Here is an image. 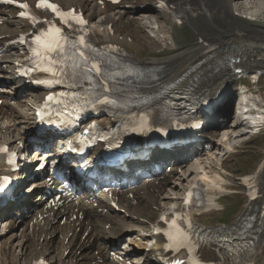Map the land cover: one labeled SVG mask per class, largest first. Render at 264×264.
<instances>
[{"label": "bare ground", "instance_id": "obj_1", "mask_svg": "<svg viewBox=\"0 0 264 264\" xmlns=\"http://www.w3.org/2000/svg\"><path fill=\"white\" fill-rule=\"evenodd\" d=\"M57 1L67 8L77 6L88 13L94 27L91 36L95 41H109L129 48L127 58L136 67H139L137 70L139 75L145 70L156 72L158 79L145 83L140 90L146 94H153V99L158 103H164L165 91L182 93V90L191 84L196 85V93L201 97H213L220 91L229 96L226 98L225 106L222 105L225 110L220 104H217L213 112L206 115L208 125L202 132L205 138L197 148L193 144H188L176 147L171 152L159 153L157 158H153L155 162H164L176 167L178 171L181 170L184 173L180 180L181 184L170 186L168 189L173 179L171 178L173 171L171 173L162 172L152 180H147L130 190L129 193L133 195L131 198L120 193L117 194L119 204L125 209L124 213L114 211L106 200L105 192L100 191L93 196L83 194L76 197L75 200H70L66 204L65 212H55L39 223L35 216L38 217L39 212L49 213L50 209L46 211L44 203H38L37 199H24L25 193L19 195L20 186L14 194L17 196L16 199L0 207V229L3 227V233L0 236L5 237V243L8 245L12 241V247L9 245L8 248L9 251L2 253L0 264H28L40 256L54 261L56 258L54 252L59 250V245L55 246L57 245L55 235L63 237L64 251L70 250L67 256L63 251L61 260L58 259L60 264L61 262L62 264H125L117 262L115 257L110 254V250L113 247L116 248V251H119L126 260L130 256L127 246L133 248L136 246L139 249L135 250L137 258L134 264H138V262L140 264V260L143 258V264H160L158 261L163 255L161 245L155 244L149 248V243L142 238V235L144 232L153 230L151 222L156 225L162 214L181 205V201L177 199L185 191L184 189L182 193L181 186H186L185 182L188 180L189 183L192 177L203 176L206 179L210 196L203 210L216 207L217 205L213 202L226 192V188L222 184L225 182V177H222L221 172L213 165L218 158L214 150L221 148L223 145L221 142H224L226 154L235 149L229 140L238 133L242 122L239 119L238 123L226 125V128L222 130L224 131L223 139L226 138L228 142L217 139V135L221 133V130L218 129L220 121L226 119L227 108L233 104V96L226 88L229 83L237 79V74L233 69L228 68L227 56L230 53L242 51L246 55V59L241 63L243 69L264 74V28L261 27V24L253 26L239 18L241 12L260 18L261 14H256L255 10L259 7L264 12V0H168V4L174 6V8L169 7L168 9H161L160 0H126L116 6L108 4L104 8L97 0H77V3L74 2L75 0ZM128 5L132 8H127ZM237 13H241L240 16H237ZM15 14V10H6L0 7V21L2 22H0V37L16 35V29L20 23L15 18ZM196 15L212 29V36L202 33V27L195 22ZM217 15L228 17L231 20L230 30L227 31L217 24ZM254 16L251 17L254 18ZM137 18L147 19L151 24L164 23L166 28L159 25V29L156 30L152 27V33L155 35L153 38L140 37L142 30L138 26ZM151 19H154L155 22H152ZM177 20H181L183 25L192 26L198 34L197 42L192 46H186L187 48L184 49L176 47L170 31L178 25L176 24ZM110 28L114 31L113 35L110 33ZM4 40L5 38H1L0 43ZM148 46H151L150 51ZM179 46L181 45L179 44ZM166 53H170V55L163 58ZM14 74L13 66L4 67L0 61V78L4 79V81L0 80V99H2L0 133L4 131L8 134V137L0 138V142L8 141L11 145H15V141L19 139L26 144L25 141L29 133L34 131L33 111L29 102H33L43 95L42 92H35L23 80L17 79ZM8 82H11L10 86H7ZM8 87H12L13 91L7 90ZM33 92L34 95L31 97ZM18 96L19 101L16 102V105H10V102L17 99ZM247 97V95L242 96L243 102L247 101ZM37 151L47 152L43 148ZM142 166L148 169V164ZM248 175L240 185L242 190H246L249 185L248 181L260 182L262 196L255 201L244 197V207L236 215V220L231 226L239 225L244 218L252 217L254 232L249 237L256 239V243L260 244L264 241V158ZM41 184L32 191H39ZM168 190L169 192L165 193ZM134 200H137L135 206L133 205ZM96 203L98 206H95ZM161 204L166 205L167 208L165 210L154 208ZM14 209L29 217V221H26L22 227L15 224ZM221 209L223 210L218 208V210L206 211L199 220L203 221L210 217L218 219L225 210L224 207ZM67 211L68 222L64 227L57 222V219L58 214H66ZM78 212H82L84 218L72 220L71 217ZM158 214V220L153 222ZM7 224L10 228L16 227V231L23 228L21 237H18L16 231L12 232L10 236L5 234L4 229H7ZM108 224L111 227L109 229L106 228ZM221 227L227 228V226ZM37 237L38 241L35 239ZM16 238L19 246L23 248L21 255L16 253L13 242ZM31 241H33V245ZM31 245L34 246L33 249H31ZM42 246L45 249H42ZM53 263L57 264V260Z\"/></svg>", "mask_w": 264, "mask_h": 264}, {"label": "rangeland", "instance_id": "obj_2", "mask_svg": "<svg viewBox=\"0 0 264 264\" xmlns=\"http://www.w3.org/2000/svg\"><path fill=\"white\" fill-rule=\"evenodd\" d=\"M77 0H75L74 2H76ZM78 2V1H77ZM76 2V3H77ZM253 10V9H252ZM258 10H259V12H258ZM242 13V14H241ZM241 13H239V14H241V15H245V16H254V15H249V14H247V13H244V12H241ZM255 13L256 14H261V16H260V18L259 17H256V16H254V18H258V19H261V21L263 22V25H264V12H263V9L261 10V8H256V10H255ZM220 18V19H219ZM243 22H245V23H248V24H251V25H253V26H257V24H259V23H254L255 21H251V23H249L248 21H246L243 17L241 18V17H239ZM139 20V21H138ZM154 20V19H153ZM219 20V21H218ZM152 21V20H151ZM131 22V21H130ZM137 22H138V26L141 28V30H142V32L140 33V37H143V36H149V37H151V38H153V34H152V25H151V23L149 22V20H147V19H140V18H137ZM152 22H154V21H152ZM195 22H197L198 24H199V26H201L202 27V33H204L206 36H212L213 35V31H212V29L209 27V26H207L208 24H205L204 23V21L202 20V19H200V18H198L197 17V15H196V17H195ZM217 24L220 26V27H222L223 29H225V30H230L231 29V20L228 18V17H223V16H220V15H217ZM161 27H165L166 28V24H159ZM152 26V27H151ZM159 26V27H160ZM261 27L262 28H264V26H262L261 25ZM170 33H172V35H173V37H174V40H175V43H176V47H179V48H187V47H189V46H192L195 42H197V40H196V38H198V34L195 32V30L193 29V27L192 26H190V25H185V26H183L182 28H180V27H174L171 31H170ZM177 40V41H176ZM179 44L181 45V46H179ZM187 46V47H186ZM150 48H151V46H148V50L150 51ZM168 53V52H167ZM166 53V55L164 54L163 55V58L164 57H168L169 55H170V53L169 54H167ZM256 74V73H255ZM250 79V78H249ZM243 82H245L247 85H249L250 87H252L254 90H255V92H257V95H255L254 96V98L256 99V100H258V101H262L263 103H264V74L261 76V78H259V80H258V83H257V85H253V83L250 81V80H243ZM234 82H232V84H233ZM10 89V91H13V89H12V87L11 88H7V90H9ZM230 92V91H229ZM229 96V95H228ZM233 96V95H232ZM223 106H225V103H224V105ZM222 106V108H224ZM229 108L231 107L230 105L228 106ZM229 108H227V111H230V109ZM224 110H225V108H224ZM233 117H234V115H233ZM236 118L234 117L233 119H232V122L230 121V116L228 117V119H227V122L228 123H226L225 125H222V126H220L219 125V127H218V129L219 130H221V133L218 135V138L219 139H223V132L224 131H222L223 129H225L226 128V125H234V124H236V123H238V121H236ZM235 122V123H234ZM233 123V124H232ZM242 125V124H241ZM244 127V126H243ZM242 126H240V128L238 129V133H236L230 140H229V143H230V141L233 143V144H237L238 145V147H237V150H234L235 152L234 153H228L227 155H226V152L227 151H225L224 150V147L223 146H221V148L219 149V150H214L215 152H216V155H218V158L216 159V161L213 163V165H215V164H217L218 165V167L219 168H221V166L220 165H223V167H225V170H222V172H223V175L225 176V180H226V182L227 183H229L227 186H228V188L229 187H232V186H234V188L232 189V191L233 192H235L234 191V189H240L241 187H240V184H242L243 182H242V179H243V174H245V173H250L252 170H253V168H256L257 167V165H258V163L260 162V160L262 159V158H264V134H261V135H258V136H250L249 134H240V132L242 131V130H245V128H243ZM6 135H8L7 133H5ZM229 135V134H228ZM0 136H1V138H3V136H4V133H0ZM8 137V136H7ZM226 140V138H224L222 141H225ZM227 142H228V140H226ZM221 142V141H220ZM224 145V142H221V145ZM231 144V143H230ZM233 146V145H232ZM234 147V146H233ZM216 166V165H215ZM173 167V166H172ZM216 168H217V166H216ZM177 168L176 167H173V169H172V171L173 172H175V180H177L178 179V182H180V180L182 179V177H183V172H179V173H176L177 171ZM187 170H188V168H187ZM181 173V174H180ZM174 174V173H173ZM171 178H173L172 177V175H171ZM242 178V179H241ZM241 181V182H240ZM185 183H188V180H187V182H185ZM176 184H178V185H180L181 184V182H180V184L179 183H177V182H175L174 181V178L172 179V182H171V184L168 186V189H169V187L171 186V187H174ZM182 187V186H181ZM38 192V195H39V193H40V191H37ZM169 192V190L167 191V192H165V193H168ZM241 195V197H243V194H240ZM240 195H238L237 196V199L236 200H238V198H239V196ZM241 197H240V199H241ZM24 199H29L28 198V196H26V194H25V196H24ZM243 200H244V198H243ZM243 200H242V202H243ZM226 201H227V198H226ZM233 205H235V203H232ZM243 205H244V203H243ZM158 206V205H157ZM164 206H166V205H164V204H161V205H159V208L162 210H165L166 208H167V206L166 207H164ZM227 207H229V206H227ZM244 207V206H243ZM158 208V207H157ZM242 208V207H241ZM243 209V208H242ZM16 209H14V211H15ZM241 211V210H240ZM239 211V212H240ZM16 212H17V210H16ZM28 212V211H27ZM238 212V213H239ZM237 213V214H238ZM31 214V213H30ZM227 216V215H226ZM222 217V216H221ZM220 217V218H221ZM22 218L24 219V221L21 223V224H19V226L20 227H22L23 225H24V223L26 222V221H29V217L27 216V215H25L24 213L22 214ZM23 219H21L20 217H18V218H16V220L18 221V222H21ZM222 219V218H221ZM218 220H219V218H218ZM235 220H236V217H235ZM67 222H68V220H67ZM67 222H66V224H61V225H63L64 227L67 225ZM208 223H210L209 225H211V227H216V225H218V223L215 221V219L214 218H210L209 220H208ZM9 225V224H8ZM108 227V226H107ZM106 227V228H107ZM3 228V227H2ZM10 229H12V228H10ZM17 229V228H16ZM4 230H6V229H4ZM13 230V229H12ZM15 230V229H14ZM16 231V230H15ZM15 231H12V232H15ZM20 231V232H19ZM12 232L11 233H9V234H7V233H5V234H7V235H11L12 234ZM16 232H18V237H21V235L23 234V228H21V229H19V230H17ZM29 232V231H28ZM3 233V232H2ZM1 233V234H2ZM20 235V236H19ZM8 236V237H9ZM56 236V238H57V245H55V246H57L58 247V245H59V250H55L56 252H54V255H55V259H54V261H56L57 260V264H60V263H58L59 262V260H61V254L63 253V251L65 250L64 249V247L62 246L63 244H62V239H61V237L59 236V235H55ZM1 237V236H0ZM38 238V237H37ZM36 239V238H35ZM6 240V239H5ZM61 242H60V241ZM2 241V239H0V257L2 256V253H4V252H7V251H9L8 250V248H9V245H10V247H12L11 246V244H12V241H10L9 242V245L8 244H6L5 242L6 241H4L3 243L1 242ZM37 241H38V239H37ZM14 242V246H15V249H16V253L18 254V255H21L22 253H23V248H21L20 246H19V244H18V239L16 238L15 239V241H13ZM33 243V241H31V244ZM2 244L4 245V246H2ZM8 247H7V246ZM33 245V244H32ZM31 245V246H32ZM123 247H125V245H123ZM34 248V246H32V248L31 249H33ZM62 248V249H61ZM13 249V248H12ZM42 249H45V247H43L42 246ZM69 250V249H68ZM64 253H65V251H64ZM9 254V253H8ZM58 255V256H57ZM61 257V258H60ZM2 259V258H1ZM1 259H0V262H1ZM59 259V260H58ZM66 260H68V259H66ZM53 261V262H54ZM71 263V262H70ZM61 264H62V262H61ZM138 264H139V262H138ZM143 264V263H142Z\"/></svg>", "mask_w": 264, "mask_h": 264}, {"label": "snow or ice", "instance_id": "obj_3", "mask_svg": "<svg viewBox=\"0 0 264 264\" xmlns=\"http://www.w3.org/2000/svg\"><path fill=\"white\" fill-rule=\"evenodd\" d=\"M9 3H16L17 0H8ZM19 7L22 9H29L27 3H19ZM37 7L51 10L57 16H59L65 24L69 23V18L75 20L78 24L84 25L87 23L82 16L76 15L74 11H69L67 13L61 11L59 6L51 3V0H37ZM21 17H26L32 20L33 23H37L36 16L31 11H21L19 13ZM47 28H41L38 34H34L32 37L33 46L31 48L34 60L33 63L36 65L35 70H42L45 72H50L53 76H57L63 73V68L58 67L61 65H67L68 61H71V68L73 71L80 66L77 60L84 63L85 66H89V71H94L96 73L101 72V67L99 64L93 62L94 58H90L85 55L83 48H91V44L86 43L85 38L81 35L78 39H69L64 33L63 29L57 26L52 21H46ZM38 83L53 84L62 83V80H41ZM53 97H48V100H52ZM105 103H115V101H102ZM145 117V121H146ZM0 151H7L6 147H0ZM9 178L4 177L3 184H0L2 188ZM191 194H189L190 196ZM187 202V201H186ZM175 218L170 220V228L166 235L170 243L166 246L168 248H173L175 250H180L182 247H197L192 244L190 234L185 231L178 223L177 220L180 217L174 214ZM186 219V217H185ZM189 227H191V222L188 221ZM157 231H162V229H157ZM38 264H44L43 261H39ZM177 264H183V261H177ZM191 264H205V262L198 256L192 258Z\"/></svg>", "mask_w": 264, "mask_h": 264}]
</instances>
